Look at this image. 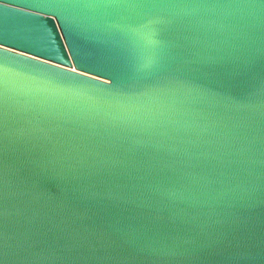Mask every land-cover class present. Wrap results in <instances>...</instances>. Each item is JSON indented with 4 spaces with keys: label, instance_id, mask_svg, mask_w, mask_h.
<instances>
[{
    "label": "water",
    "instance_id": "95a60500",
    "mask_svg": "<svg viewBox=\"0 0 264 264\" xmlns=\"http://www.w3.org/2000/svg\"><path fill=\"white\" fill-rule=\"evenodd\" d=\"M0 264H264V0H0Z\"/></svg>",
    "mask_w": 264,
    "mask_h": 264
}]
</instances>
